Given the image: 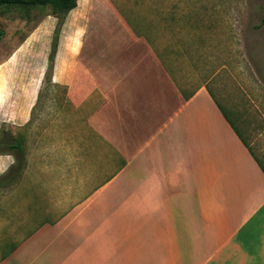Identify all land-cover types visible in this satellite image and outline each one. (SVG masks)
Here are the masks:
<instances>
[{
    "label": "crops",
    "instance_id": "1",
    "mask_svg": "<svg viewBox=\"0 0 264 264\" xmlns=\"http://www.w3.org/2000/svg\"><path fill=\"white\" fill-rule=\"evenodd\" d=\"M133 1L153 24L77 0L0 102V154L22 160L0 175V264H264V126L228 117L207 43L164 30L172 3Z\"/></svg>",
    "mask_w": 264,
    "mask_h": 264
},
{
    "label": "rangeland",
    "instance_id": "2",
    "mask_svg": "<svg viewBox=\"0 0 264 264\" xmlns=\"http://www.w3.org/2000/svg\"><path fill=\"white\" fill-rule=\"evenodd\" d=\"M164 1L168 7L171 3L175 7L165 13L167 16H161L166 19L164 30L170 35L175 31L181 41L186 40L184 44L194 41L196 36L200 45L207 43L216 83L221 84L220 90L226 94H218L217 87L212 90L228 117L247 138L227 102L240 105L241 115L253 117L257 124L264 126V117H258L264 116V0ZM114 2L130 24H153L157 17L148 20L141 11L136 13V18L130 17L127 12L133 8L134 1ZM137 2L136 9L147 10L143 8V0ZM50 12L49 6L0 9V102L14 101L15 80H21L24 87L29 86L46 70L51 38L58 35L57 39H61L63 33L62 20L59 31L53 33L60 19L49 16ZM132 27L139 31V26ZM5 61L10 63L4 64Z\"/></svg>",
    "mask_w": 264,
    "mask_h": 264
},
{
    "label": "trees",
    "instance_id": "3",
    "mask_svg": "<svg viewBox=\"0 0 264 264\" xmlns=\"http://www.w3.org/2000/svg\"><path fill=\"white\" fill-rule=\"evenodd\" d=\"M77 0H0V9L2 7H8V6H19V7H46L49 6L51 8L50 14L56 16L58 18V21L60 19V23H58V28H55L54 32L57 30L59 31V26L61 25V20L63 21V18L65 14L70 11L72 8L76 6ZM58 35H56V38L52 41V52L49 54V61H52L53 59V51L55 49L56 40ZM51 67V63L49 65ZM14 150L15 145L13 142V137L9 140H4L0 142V153H2L5 150ZM17 164H14L12 167L13 175L15 176L18 171L22 167V160L21 158H17L16 161Z\"/></svg>",
    "mask_w": 264,
    "mask_h": 264
},
{
    "label": "clouds",
    "instance_id": "4",
    "mask_svg": "<svg viewBox=\"0 0 264 264\" xmlns=\"http://www.w3.org/2000/svg\"><path fill=\"white\" fill-rule=\"evenodd\" d=\"M15 163V159L11 154H0V175L8 170L9 166Z\"/></svg>",
    "mask_w": 264,
    "mask_h": 264
}]
</instances>
